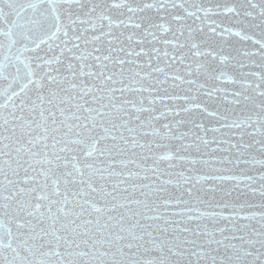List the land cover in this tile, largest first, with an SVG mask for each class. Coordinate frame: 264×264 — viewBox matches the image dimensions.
<instances>
[{"label": "snow or ice", "instance_id": "6c2138e0", "mask_svg": "<svg viewBox=\"0 0 264 264\" xmlns=\"http://www.w3.org/2000/svg\"><path fill=\"white\" fill-rule=\"evenodd\" d=\"M90 3L91 0H0V78L9 59H19L30 51L27 45L16 46L18 30L26 27L21 23L24 19L29 33L49 29L40 39L53 38V32L57 34L53 39H59L60 34L67 37L70 32H89L96 29L97 20H108L101 25L106 28L101 35L108 37V54L96 55L95 59L120 65L117 73L100 74L107 87L97 89L105 95L93 97L94 102L100 101L98 107L78 104L76 111L68 113L59 109L61 129L58 136L52 137L51 145L45 124L48 114H55L45 105L54 103V92L40 96L38 102L28 107L29 112L39 113V121L25 119L23 103L19 116L15 105L7 118L0 116V130L4 124L14 129V122L22 121L20 127L31 129L35 124L42 133L30 134L26 143L15 147V164L4 159L11 155L5 152L9 145L4 143L11 137L0 135V264H92L98 257L108 256L99 249L40 251L42 245L37 241L48 237L60 241L62 237L55 229L57 215L72 214L71 209H65L73 201L81 206L89 203L88 192L95 191L86 177L112 176L117 167L125 170L119 172L125 178L119 182L126 185L123 191H128L127 185L131 184L133 189L154 192H164L171 186L183 194L162 199L159 204L135 200L136 205H143V211L138 213L141 219L161 223L125 224L121 218L124 234H116L115 239L125 243L111 253V260L98 264H264V0H111L121 9L115 20L105 14L94 16V6L84 15L77 11ZM5 6L10 9L7 13ZM10 15L15 19L8 20ZM224 19L258 29V37L225 26ZM129 26L133 31L125 36ZM161 32L167 35L160 36ZM209 36L220 40L240 37L251 41L254 50L238 49L235 56L214 48L209 50ZM100 38L94 35L91 39ZM145 44L152 46L145 49ZM230 66L237 68L238 74L228 75ZM225 83L231 87H225ZM79 87L81 97L91 92L89 87ZM4 95L6 90L0 89V96ZM200 96H206L208 101L215 98L220 107L210 109L206 102H199ZM194 110L205 114L207 123L192 118ZM162 120L166 122L160 125ZM186 124L203 134L181 131ZM84 131L89 133V151L91 145L111 140L121 146L122 152L130 153L129 158L110 160L105 167L82 163L70 154L74 151L72 145L83 143L80 137ZM164 140H178L186 154L158 155L154 147H167L158 142ZM36 145L41 146L40 151L35 150ZM193 149L196 156L192 155ZM99 154L102 157L104 151ZM22 155L28 157L23 161L27 164L23 184L29 187H21L19 180L9 178L19 175ZM137 155L143 156L144 161L151 160V164L136 159ZM161 161H169L167 168L161 167ZM61 166L65 171L58 176L55 170ZM198 166L208 171L202 172ZM249 166L255 175L248 170ZM177 167L179 171L169 170ZM68 177L81 185L79 192L69 194L62 190L61 185L69 183ZM153 179L158 183H136ZM217 181L229 182L236 198L214 202L199 195L205 190L215 192ZM119 183L114 187L118 188ZM25 193L34 195L25 199ZM9 209L16 215L9 216L8 224H16L22 239L5 240L6 232L12 235L3 219ZM150 212L154 214L149 215ZM39 221H51V229L38 230L35 222ZM71 243L65 240L66 249L71 248ZM56 247H60L59 243ZM4 249L13 253L10 259L4 255ZM21 251L26 255H21ZM53 255L59 256V261L48 258ZM76 257L89 259L80 262Z\"/></svg>", "mask_w": 264, "mask_h": 264}, {"label": "water", "instance_id": "95a60500", "mask_svg": "<svg viewBox=\"0 0 264 264\" xmlns=\"http://www.w3.org/2000/svg\"><path fill=\"white\" fill-rule=\"evenodd\" d=\"M95 11L93 12L94 16H99L105 14L110 16L113 20L117 19V14L121 9L115 7L111 0H91L90 4H86L77 11L81 15H84L85 11L88 8L93 7ZM5 12H9L10 9L5 6ZM110 10V11H109ZM75 14V12H74ZM8 20H14L15 16L10 15L7 17ZM163 22V21H159ZM21 23L25 24V28L18 30L16 36V46L23 48L25 45L30 49V51L25 52L24 56L19 59H9L5 65V71L2 78H0V89L6 90V95L0 96V116L7 118L9 113L12 112L13 105H15V113L19 116L20 105L23 103L26 105L23 115L26 120H35L39 121L38 112H29L28 107H30L34 102H38L40 96H49L51 93H55V101L52 105H45V108H51V112L55 114L53 117L52 114H48V121L45 126L49 129V140L48 143L51 145L52 137L58 136V130L61 129V120L62 116L59 109L63 108L65 113L76 111L75 105L81 104L85 107H98L99 100L93 101V97H100L105 95L104 91H98L97 89H105L107 85L103 82L101 73H104L105 76L108 73H117L120 65L113 64L111 61L101 60L97 62L95 59L96 55L104 56L108 54V48L110 45L107 43L108 37L101 35L102 32L106 31V28L101 25H106L108 20L100 21L97 20V27L95 30H90L89 32L77 31L76 34L70 32L67 37H64L60 34L59 39H53L57 36L53 32V38L44 36L43 39L40 37L44 32H47L49 29L45 28L42 31L37 32H28L27 31V20L24 19ZM223 24L229 26L236 30H241L245 33L252 34L255 33L258 37V29L247 28L244 24L237 23L236 20L224 19ZM80 26H77V30ZM133 29L131 26L125 31V36H127ZM19 33H25L24 36ZM78 38H74L77 36ZM94 35H100L99 40L91 39ZM167 33L161 32L160 36H165ZM50 40L52 42L50 43ZM64 40H68L69 43L65 45ZM87 41V42H86ZM5 43V54H7V44L8 38H4ZM79 45V49L75 45ZM127 41L125 40V45ZM207 44L209 50L216 49L217 52L223 51L225 54H231L235 56L238 49L248 48L249 50H254L253 44L251 41L241 40L240 37H226L224 40H220L217 37L209 36L207 38ZM113 48L116 46L115 43L111 45ZM151 44H145V49L150 48ZM157 47H163V45H156ZM63 50V51H62ZM139 50V48H137ZM15 51V48L13 49ZM25 57L28 59L26 60ZM80 57H83L81 59ZM141 59H146L141 57ZM258 59V57H257ZM47 61H51V64H48ZM219 63V61H217ZM107 67H104V65ZM27 65V66H26ZM127 67V66H125ZM55 70V71H53ZM91 73V74H90ZM238 74V69L231 67L228 70V75L233 76ZM125 75H130L125 73ZM55 77V80L48 79L47 77ZM116 78H119L118 76ZM170 83V82H169ZM75 85V86H74ZM89 87L91 92L87 96L81 97L80 87ZM168 86V85H165ZM225 87H231L230 83H225ZM67 98V99H65ZM199 102L207 103L210 109H215L220 107L218 101H208L206 96H200ZM85 115V113H80ZM189 117L185 116V119ZM192 118L199 120H204L207 123L205 114L198 112L197 110L193 111ZM55 119V123H53ZM166 121H160V125ZM3 123V120H0V124ZM17 126L13 127L9 124H4L3 129L0 130V135L5 137H11V140H5L4 143L8 144L9 147L5 149V152H10L11 155L4 157L6 160H12L15 164V159L17 153L15 152V147L19 144L26 143L29 139V135L42 134L40 130L35 127L33 124L32 128L20 127L22 121L14 122ZM181 131L191 132L193 135L196 131L194 130L191 124H186L181 127ZM201 134L202 131H201ZM93 135H95L93 133ZM89 133L87 131L83 132V135L80 139L83 143H78L72 145L74 151L70 155L76 156L81 160L82 163H93L97 167H105L108 165L110 160H119L122 158H129L130 153L122 152L121 146L116 145L114 141L103 140L100 145H91L92 150H88V145L91 144ZM146 139L151 140V137ZM161 144L167 145V147L155 148L154 152L158 155H163L165 152L175 156L177 152H180L181 155H185L186 152L181 150L179 147V141H158ZM107 146V147H105ZM35 150L40 151L41 146L36 145ZM104 151V155L100 156V151ZM203 149L201 148V152ZM192 155L196 156L197 152L195 149L192 150ZM218 155H221L218 153ZM142 162L151 164V160L144 161V157L137 155L135 157ZM27 156H21V165L19 170V175L16 177H9L20 181L21 187H29L30 185L23 184L24 177V168L27 167L26 161ZM61 165L63 162H60ZM169 161H161V167L167 168ZM179 164V161H175ZM201 167V166H198ZM231 167V166H228ZM243 168L244 166L241 165ZM7 171V166H5ZM170 171H179L180 168L169 169ZM251 174L255 175L254 170L249 169ZM56 175L62 176L65 169L63 166L55 170ZM125 171L124 169L116 168V174L108 176L107 174L101 175H92L91 177H86L88 183L95 188V191H89L86 199L89 203L81 206L76 201H73L71 205L68 206L65 210L68 211L71 209L70 215L58 214L56 217L55 229L57 235L62 237L60 241H57L54 237H48L45 240L37 241L39 245H42L40 251H53V252H65L68 251H91L99 249V251L108 253V256L98 257L96 261H93L92 264H98L99 261H109L112 259L111 253L115 252L118 245L124 244L125 241H117L115 239L116 234L121 233V218L125 224L138 223L139 225H153L155 226L159 221H148L143 220L138 216V213L143 211V205H136L135 200L145 201L148 204L156 203L159 204L162 199H173L181 192L176 191L171 186H167L164 192H154L149 189H141L139 187L133 189L131 184L127 185L128 191H123L126 187L125 184L119 183L124 177L119 175V172ZM163 171V169H162ZM202 172H207L208 169L201 167ZM34 175V173H33ZM42 179V178H41ZM69 183L61 185L62 190L67 191L71 194L73 191L79 192L81 185L79 183H72L71 177H68ZM150 182L158 183L154 179L136 181L138 184H147ZM119 183V187L116 188L114 185ZM39 187V186H37ZM217 190L215 192L203 191L199 192L206 200L223 201L235 199L237 194L231 189L229 182L221 183L216 182ZM146 193V194H145ZM231 193V195H229ZM25 199L29 195H34V193L29 194L25 193ZM35 202V201H33ZM124 206L121 207L120 205ZM153 215L154 213H148ZM16 213L11 209L8 210V215L3 217L6 229L10 228L12 235H7L5 233V240L7 239H22L23 237L18 235L17 227L15 223L11 225L8 224L9 216L15 217ZM37 229H44L49 231L52 227L51 221H39L35 222ZM105 225H107L105 227ZM139 230V229H138ZM145 231L148 229L145 228ZM24 231V230H21ZM65 240L72 242L71 248L66 249ZM84 242H87L86 244ZM59 243L60 247L57 248L56 245ZM79 243L80 247L77 248L76 244ZM127 251V249H125ZM142 251V250H141ZM4 255L11 258L13 253L9 249H4ZM21 255H26L21 251ZM51 261H59V256L48 257ZM67 259V257H66ZM77 261L83 262L89 257H76L74 258Z\"/></svg>", "mask_w": 264, "mask_h": 264}]
</instances>
